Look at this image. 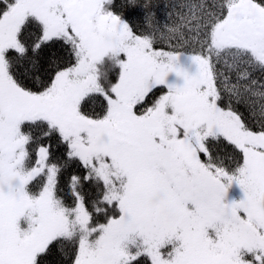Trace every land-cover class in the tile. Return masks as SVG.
Wrapping results in <instances>:
<instances>
[{"label": "snow or ice", "instance_id": "snow-or-ice-1", "mask_svg": "<svg viewBox=\"0 0 264 264\" xmlns=\"http://www.w3.org/2000/svg\"><path fill=\"white\" fill-rule=\"evenodd\" d=\"M0 264H264V0H0Z\"/></svg>", "mask_w": 264, "mask_h": 264}]
</instances>
